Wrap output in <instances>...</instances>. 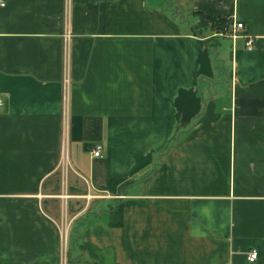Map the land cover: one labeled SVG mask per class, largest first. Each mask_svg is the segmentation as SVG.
Returning a JSON list of instances; mask_svg holds the SVG:
<instances>
[{"label": "crops", "instance_id": "crops-1", "mask_svg": "<svg viewBox=\"0 0 264 264\" xmlns=\"http://www.w3.org/2000/svg\"><path fill=\"white\" fill-rule=\"evenodd\" d=\"M4 1L0 264H264V0Z\"/></svg>", "mask_w": 264, "mask_h": 264}, {"label": "built area", "instance_id": "built-area-1", "mask_svg": "<svg viewBox=\"0 0 264 264\" xmlns=\"http://www.w3.org/2000/svg\"><path fill=\"white\" fill-rule=\"evenodd\" d=\"M6 6V2L4 0H0V7L3 8ZM244 28L242 23H237V24H232V34L230 35L231 39L237 40L239 38H243L245 40V47L247 50L251 51L254 47V40L250 36H242L240 34V30ZM64 87H65V95H68V87L70 85V73H69V68L68 65L65 66V73H64ZM4 106V101L2 97L0 96V108ZM92 155L96 158L101 157L103 153V147L100 145H97L92 149L91 151ZM63 197H68L66 195H63ZM259 257V253L257 251H253L252 253L249 254L248 256V261L250 263H255Z\"/></svg>", "mask_w": 264, "mask_h": 264}, {"label": "trees", "instance_id": "trees-1", "mask_svg": "<svg viewBox=\"0 0 264 264\" xmlns=\"http://www.w3.org/2000/svg\"><path fill=\"white\" fill-rule=\"evenodd\" d=\"M198 16L200 23L197 25V29L200 30L201 35L207 30L221 36H230L232 34L233 21L231 19L227 17H209L202 14Z\"/></svg>", "mask_w": 264, "mask_h": 264}, {"label": "rangeland", "instance_id": "rangeland-1", "mask_svg": "<svg viewBox=\"0 0 264 264\" xmlns=\"http://www.w3.org/2000/svg\"><path fill=\"white\" fill-rule=\"evenodd\" d=\"M200 23V19L198 18V23ZM222 41H225L226 42H232L231 40L229 39H221ZM220 57V56H219ZM227 64H229V59L225 58ZM221 63V62H220ZM221 66H223V63H221ZM227 67V66H226ZM228 69V67H227ZM66 217H67V214H66V210L64 212V218H63V223H61V230H62V241H61V258H62V262L63 264H66V260H67V257H68V228H69V224L68 222H66Z\"/></svg>", "mask_w": 264, "mask_h": 264}]
</instances>
